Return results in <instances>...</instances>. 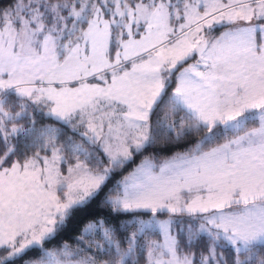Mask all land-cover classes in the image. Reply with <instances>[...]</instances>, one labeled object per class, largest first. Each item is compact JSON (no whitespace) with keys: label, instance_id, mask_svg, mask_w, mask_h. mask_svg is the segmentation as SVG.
<instances>
[{"label":"snow or ice","instance_id":"1","mask_svg":"<svg viewBox=\"0 0 264 264\" xmlns=\"http://www.w3.org/2000/svg\"><path fill=\"white\" fill-rule=\"evenodd\" d=\"M0 264H264V0H0Z\"/></svg>","mask_w":264,"mask_h":264}]
</instances>
